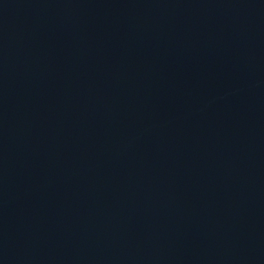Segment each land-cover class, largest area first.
Listing matches in <instances>:
<instances>
[{
    "label": "water",
    "instance_id": "1",
    "mask_svg": "<svg viewBox=\"0 0 264 264\" xmlns=\"http://www.w3.org/2000/svg\"><path fill=\"white\" fill-rule=\"evenodd\" d=\"M0 264H264V0H0Z\"/></svg>",
    "mask_w": 264,
    "mask_h": 264
}]
</instances>
